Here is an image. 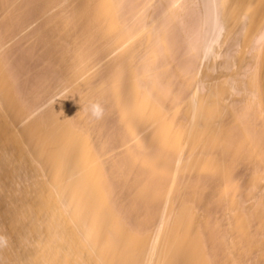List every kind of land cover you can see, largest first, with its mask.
I'll return each mask as SVG.
<instances>
[{
  "label": "bare ground",
  "instance_id": "1",
  "mask_svg": "<svg viewBox=\"0 0 264 264\" xmlns=\"http://www.w3.org/2000/svg\"><path fill=\"white\" fill-rule=\"evenodd\" d=\"M90 1L84 0L87 5ZM27 5L26 0L22 8ZM102 6L111 35L103 44L99 40L101 48L92 55L101 57L95 65L102 77L100 106L90 107V93L84 96L89 143L69 133L63 139L61 125L53 135V120L69 117L65 90L29 109L42 103L33 94L39 85L37 68L27 74L28 63L18 60L36 59L25 40L31 46L46 33L48 43L50 28L41 27L48 25L45 17L36 15L25 23L10 14L9 28L0 31V113L6 117H0V264H227L228 258L232 264L246 263L241 253L218 251L241 250L240 236L248 232L241 220L252 217L256 222L263 214L261 209L250 215L245 210L264 200V0H103L101 13ZM66 15L59 14L58 33L71 32L70 20L62 25ZM35 24L41 29L31 38ZM105 43L108 49H102ZM41 49L40 44L31 47L36 54ZM84 77L77 76L79 88L87 82ZM36 118L46 122L40 126ZM40 128L43 135H38ZM179 136L185 139L183 150L194 149L188 144L200 137L199 158L195 163L190 157L176 160L185 174L162 175L171 164L167 147L177 138L183 141ZM18 141L28 151L22 157L35 159L42 170H7L15 165ZM193 164L200 165L201 173L192 172ZM39 176L55 186L53 195L61 205L55 219L46 218L50 210L45 196L48 200L52 192L46 188L44 194ZM136 186L143 188L147 202L163 198L159 186L169 189L156 206L152 231L147 230L145 254L141 237L129 233L117 206L133 192L127 189ZM19 213L28 221L22 234L25 250L14 237ZM34 215H42L41 224ZM30 228L50 231L36 234L47 246L40 253L31 249L37 244L29 237ZM86 255L95 263H86ZM252 256L259 264L260 256Z\"/></svg>",
  "mask_w": 264,
  "mask_h": 264
},
{
  "label": "crops",
  "instance_id": "2",
  "mask_svg": "<svg viewBox=\"0 0 264 264\" xmlns=\"http://www.w3.org/2000/svg\"><path fill=\"white\" fill-rule=\"evenodd\" d=\"M62 1H64V0H34L32 3H30L31 1L27 0V4L30 7L27 5L26 7L22 8V6H24V4H26V0H12V2H11V0H9V2H8L9 4H7L4 0H0V31H4L7 28H9L7 26V22H9V21H6V20L8 19L7 16L10 14L12 15L13 19L18 20L20 18V20H23L25 23L29 20L33 21L37 16L42 15L45 17V18L42 17V21L46 19L45 21H48V25L46 22L47 26H44V25L42 26V24H41V27H43L42 31H44V29H46V28L47 29L50 28V32L49 31L48 32L51 35H49L50 38L48 39V43H46L47 42L46 41L47 39L45 38L46 33L45 34L43 33L44 35L41 33V36H38L37 40H32L33 41L32 43L30 40V43L32 44L31 46L25 40L24 43L29 46V48H27L26 50H28V52L33 53L34 56H32V57L36 58V59L31 60L30 59L31 57H27L25 59L22 58V59L18 60L19 62H21V60H22V62H24V64L28 63L27 68L25 69L26 70L25 73H27V74H29V71L32 72V70L30 68H34V69L37 68L34 70L35 73L34 72L33 73H34V76H36L38 74L39 85L38 84L34 85V87H33L34 93L33 94H34L35 98H38V100L42 103L41 104L35 103L31 107H29V109L33 110V109H37L38 107L43 106V103L45 102V100L49 96H51V95L54 96L55 92L59 91L60 89L65 90V92L63 94V102L66 103V101H67L68 107H66L65 109L67 111H69V117H63L62 119L58 118V119L53 120L54 121L53 122V135L54 136L58 135L56 128L61 125V126H63L62 127L63 139H65V135L67 133H69V134L76 135L79 140L86 138L88 141L87 133H86V130H87L86 120L87 119H86V111H85L87 109V106H86V103L84 101V96L86 94L90 93L88 95L89 97H91L90 98L91 103L89 104V106L90 107L93 106L92 108H94L99 104L98 98H100V90H101V88H99V85L101 83V77H102L101 70H100L101 68L97 67L95 65V64L101 62V57H98L99 55H97V57L95 59L92 57V55H95L94 54L95 50L96 49L98 50L101 48V43H99V42H101V41H99V40H101V29H100L101 28V22L99 23L101 12H100V7L97 8V6H96V4L100 5V3L98 1L96 3V0H93V1H90V3H91L90 5H87V3L85 4L84 0H76V1L75 0H70V1L67 0L69 2H67V1L64 2V3H66V5H63V6L61 5V8H60V6H59V8H56V6L58 7V5H55V4L61 3ZM74 2L76 3V5L75 4L73 5ZM24 8H25V11H24ZM63 8H65V9H63ZM67 9H69V10H67ZM65 10H67V12ZM97 13H98V15H97ZM59 14L60 15L61 14H67L66 16L69 19H65V21L63 20L62 25H63V27H66V25H67L66 23H68L69 22L68 20H70V25H71L70 27H72V25H73V28H74L73 29V28L68 27V29H71V32L69 30H65V32H64L62 30L61 33H58L59 29H58L56 24L60 23L58 19L61 16H59ZM13 15H17L18 17L17 16L13 17ZM56 15H58L59 17L54 19V16H56ZM87 20H88V22H87ZM91 21H92V23H91ZM49 22H51V23L49 24ZM95 22H96V24H95ZM25 23H24V25H25ZM83 23H85V24H83ZM17 26H16V28H17ZM37 27H39V24H35L33 27L34 29L33 28H32L33 30L31 29V33L35 34V35H31V38L36 36L35 30L41 29L40 27L37 29ZM75 27H76V29H75ZM67 31H69L70 33ZM31 33H29V34H31ZM63 33H65L63 35V37H65L64 40L66 39L65 41H63L62 37H61V35ZM57 34L59 35V37ZM76 34H78V35H76ZM85 35H86V37H85ZM42 36H44V37H42ZM78 36H80L79 42L77 39V38H79ZM59 41L63 42V44L59 43ZM16 43H17V40H16V42H14L15 46H16ZM33 43H35V45L40 44V47L43 49V52L36 54L34 50L32 51L31 47L35 46ZM21 44H22V41L20 42V45ZM46 44H48V48L46 47ZM57 45L58 46L60 45V46L57 47ZM64 45H65V47H63ZM61 47L63 50L60 49ZM87 47L89 50L87 49ZM57 49H59V52H57ZM76 49L80 52L79 53L76 52L77 51ZM17 50L21 51V48L20 49L18 48ZM70 50H72V51L70 52ZM72 52H74V53H72ZM46 53H48V54H46ZM83 55H84V57H83ZM93 66H94V69L91 70V72H89V69L93 68ZM87 68H88V70H87ZM80 69H81V71H80ZM95 71H97V72L95 73ZM98 73H100V74H98ZM94 74H95V76H94ZM96 74H98V75H96ZM82 75H83V77L86 75L84 77V80H86L87 82L85 84L84 81H81L82 83H84L83 84L84 86H82V88H79L80 81L77 78V76H82ZM87 75L90 78H88ZM30 76H32V75H30ZM93 76H94V78H93ZM75 78L78 79L77 80L78 82L77 81L74 82ZM63 81L65 83H63ZM59 84H61V86ZM91 91H93L94 94ZM98 106H100V105H98ZM25 109H28V108L25 107ZM36 119H37V121H39L40 126L46 122L43 120H39L38 118H36ZM177 126H179V125H177ZM144 127H145V125H144ZM48 128H49V126H48ZM48 128H47V130H48ZM93 131L95 132V129H93ZM144 131L145 132L147 131V127L144 129ZM38 135H43V131L41 130V128L38 129ZM144 135H146V134H143V136ZM179 137H182V136H179ZM196 137H194V138H196ZM198 137H197V140H200V137L199 138ZM180 140H181L180 138L173 140L172 143L170 142L169 147H167L168 149L165 153V157L169 162H171V164L164 167L165 169L163 171H161L162 175L164 174L166 176H171L174 174V172L179 173L180 175L185 174V172H184L185 167L183 169V166L176 167V164H174L176 162V160H178V161L184 160L185 157H190L192 159V162L195 163V160L197 158H199L198 157L199 156V150L197 148H199V144L201 143L202 140H200L199 142L196 139L191 140V143L194 142L193 144H188V145H190V147L192 145V148H194L191 150H183V144L185 142L184 141L185 139H184V137H182L183 141H180ZM179 141H180V143H179ZM88 143H89V141H88ZM88 143H87V145H88ZM181 144H182V146H180ZM193 150L198 151V152H195ZM166 154H167V156H166ZM54 156H58V153L55 154ZM191 159H190V161H191ZM192 166L193 167L191 170L193 173H199L200 172V168H199L200 165L193 164ZM176 168L177 169L179 168L178 170H180V172L179 171L177 172ZM263 174H264V172H263ZM143 183L147 184V181L143 182ZM151 188H154V187H151ZM158 189H159V192H163V198H161V200H160V201H162L164 199V193H166V191L169 189H168V187L164 188L163 186H159ZM127 190L133 191V192L127 193L125 199H119L117 202V206L120 210V215L126 217V222L128 223L129 233L141 237L140 239L142 240V253L145 254V252H146L145 247L147 245V230L150 231V229H152L153 225L155 224L154 221H156V217L158 215V211H157L158 209L156 208V206L159 205L161 202L159 200H155L154 197H152L149 200V202H147V195H145V191L143 190V188L141 186H136L135 188H128ZM263 206H264V200L262 201L260 206L257 205L255 207L254 205H252V207H250V208H252V210H250V208H248L249 206L247 205L245 212L248 215H250V213H252L253 211H258L259 209H261L262 210L261 213L264 214V207ZM124 209H128L129 211L124 212ZM263 214H261V216L264 219ZM152 217H153V220H152ZM251 218L249 219V217H246L245 221H244V219L241 220V224H242L241 226L246 227L248 230V232H246L244 235H242L243 237L240 236L241 240H243V241H241V243L245 244V245L241 244L237 248V249L240 248L241 250L235 249L231 252L225 246L226 247V249L224 250L225 252L222 250L223 249L222 248L218 251V253H222V254L227 253L226 255H232L231 253L235 254L236 252H237V254L241 253L240 255L242 256V260H245L246 263H249L251 261L249 264L254 263V257L252 255H258L257 257L260 256L259 259H261L260 261L258 259L259 264H264V244H263L264 243V238H263L264 237V230H263L264 225H262V224H264V222L262 221V218H261V220L257 219L256 222H255V220L253 221ZM149 221H151V222H149ZM258 221H261L263 223L261 224V222H260V224H259ZM147 222H149V223H147ZM243 222H246V223H243ZM253 224L255 226L254 228H252ZM148 225H149V227H147ZM237 225H238V221H237L236 226ZM260 225L263 226L262 227L263 229L260 227ZM241 226H239V227H241ZM249 228H251L252 230ZM259 229H261L263 231H260ZM239 232H240V230H239ZM247 233H248V235H246ZM249 233H250V235H249ZM255 233H256V235H255ZM245 235L247 236L246 243H245V238H246ZM257 235H259L260 237ZM250 236H251L250 239H252V238L254 239V237H255V239L254 240L252 239L253 241L252 240L249 241ZM261 239L263 240V242L260 241ZM251 242H253V243H251ZM256 242H257V244H256ZM248 243H249V245H248ZM257 245H259L258 249H257ZM248 246H250V247H248ZM131 248L134 250L136 248V245H131ZM248 248L249 249L251 248L253 250H251V249L249 250ZM246 249H247V251H246ZM242 253H243V255H242ZM259 254H261V255H259ZM246 258H248V259H246ZM250 259H252V260H250ZM247 260H248V262H247ZM228 263L232 264V263H230L229 258H228ZM244 263H241V264H244Z\"/></svg>",
  "mask_w": 264,
  "mask_h": 264
},
{
  "label": "rangeland",
  "instance_id": "3",
  "mask_svg": "<svg viewBox=\"0 0 264 264\" xmlns=\"http://www.w3.org/2000/svg\"><path fill=\"white\" fill-rule=\"evenodd\" d=\"M97 1L100 3V5L96 4V6H97V8L100 7V9H101V3H103V0H96V3H97ZM104 9L105 8L102 6V13H100V20H101L100 22H101V28H102V30H101L102 31L101 32L102 44L104 43L103 38L105 40V38L107 39L108 36L110 37V35H111L109 30H108L109 32L107 33V31H106L107 30V27L104 26L107 23V21L105 19L107 17V14L105 13V10ZM87 22H88V20H87ZM107 34H109V35H107ZM57 47H59V46L57 45ZM105 47H106V49H108V46H107L106 43H105V46L102 47V49L105 48ZM57 52H59V49H57ZM0 117H1V119H3L5 121L6 117L4 116L3 111H1ZM6 122H7V120H6ZM7 126H9L12 129V131H13V127H12V125L10 123H7ZM21 146H24V144H23L22 141L21 142L18 141V144L15 143L14 150H15V153L17 154L16 159L13 161L15 163V165L7 166V170H9V171H11V170H17L18 171V169H19V171L21 170L25 174H28L29 171H39V170H42L43 168L38 167L37 166V163H35V159H33L31 157H28V156L22 157V154H27L28 151L26 149H24V148L22 149ZM37 174L38 175H43L42 172H38ZM40 179H41V182L45 186V192H44V194L46 193V188H48L49 191L52 192V194L50 196H48V200L46 199V196H45V203L48 204V210H50V213H47L46 218L48 217L50 219H55L57 217V214L55 212V209L57 208L59 211L61 210L60 203L58 202L57 198H55L56 196L54 197V195H55L54 194V187L55 186L49 185L47 183L46 178H44L42 176L40 177ZM37 183H38V181H37ZM39 187L40 186H38V191H39ZM32 217L35 220H38V223L41 224V220L43 218L42 215H40V216L39 215H37V216L34 215ZM16 218H17V225L15 226L16 227V231H15L14 237L16 236V240H20V245L25 250L26 247H24L25 245L23 244L24 243L23 242L24 241V237L22 236V234H23V226L25 224H27L28 221L25 219L24 213L17 214L16 215ZM42 226L44 228L45 225L42 224ZM43 228H40L39 229V232L41 233L43 231H46V234L48 235L50 233V231L47 230V229H43ZM39 232L36 231L35 229H31V228H30V230H28V234H29V237H30L31 241H33L35 244H37V245H35V247H32L31 249H34V250H36V251H38L40 253V251L44 247H47V246H45V244L42 243L41 238H37L36 234H39ZM81 249H84V248L81 247ZM85 252H86V250H85ZM47 254H48V252L46 251L45 257L48 259L46 262L50 261V255L48 256ZM35 255H36V253H32L30 256L31 257H34ZM87 255H89V254H87ZM87 255L85 256V259H84L85 262L86 263H89V262L95 263L91 259V257L90 256L88 257ZM57 264H59V263H57Z\"/></svg>",
  "mask_w": 264,
  "mask_h": 264
}]
</instances>
